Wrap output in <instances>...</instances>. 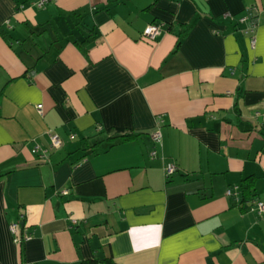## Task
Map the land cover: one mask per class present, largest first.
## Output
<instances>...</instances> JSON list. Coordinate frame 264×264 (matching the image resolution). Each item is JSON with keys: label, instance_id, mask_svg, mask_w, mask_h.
<instances>
[{"label": "crops", "instance_id": "crops-1", "mask_svg": "<svg viewBox=\"0 0 264 264\" xmlns=\"http://www.w3.org/2000/svg\"><path fill=\"white\" fill-rule=\"evenodd\" d=\"M38 1L0 0V264H264V0Z\"/></svg>", "mask_w": 264, "mask_h": 264}, {"label": "built area", "instance_id": "built-area-1", "mask_svg": "<svg viewBox=\"0 0 264 264\" xmlns=\"http://www.w3.org/2000/svg\"><path fill=\"white\" fill-rule=\"evenodd\" d=\"M49 0H39L38 1V5L39 6H43L45 5ZM256 13V9L255 8H249L246 12L245 15H243L242 17H240L239 21L242 23L249 21L250 19H252L254 17ZM255 28H256V22H252L250 23L247 27L243 28V32L246 34L250 35V39H251V44L252 46H255L256 44V36H255ZM162 25L161 23H150L148 24L145 29L143 30V37L150 39V40H155L156 37L158 35L161 34L162 32ZM39 109L41 110V107L39 105ZM49 136H50V148L52 149H57L60 148L61 146H63L64 144V140L63 138L55 131H50L49 132ZM75 134L71 135V138H75ZM152 138L155 142V145L161 144L162 143V134L160 131H155L152 134ZM40 148L38 146L35 147L34 151H38ZM49 149H44L42 150V154L44 156L47 155ZM153 156H156L157 151L156 149L152 150L151 153ZM164 171H165V177H171L173 174H175L178 171V166L175 162L173 161H167L165 163L164 166ZM64 193H68L67 190L63 191ZM233 194V189L229 188L227 190V195H232ZM256 207L258 209V212L260 214L264 213V203L262 201H256ZM9 229L11 231V233L14 236V239L17 243H20L23 239L27 240L31 238V234H25L23 236H19V221L18 222H14L11 223L9 226Z\"/></svg>", "mask_w": 264, "mask_h": 264}, {"label": "trees", "instance_id": "trees-1", "mask_svg": "<svg viewBox=\"0 0 264 264\" xmlns=\"http://www.w3.org/2000/svg\"><path fill=\"white\" fill-rule=\"evenodd\" d=\"M136 136L137 134H123V135H116V136L108 137L107 140L114 142L118 138L121 140H128V139L135 138ZM166 179H169V177H166ZM254 185H255V178L252 176L247 177L243 180L242 188L246 196L251 194V192L253 191L252 189L254 188ZM79 264H116V263L112 260L111 257L109 258L93 257L91 259L83 260Z\"/></svg>", "mask_w": 264, "mask_h": 264}]
</instances>
